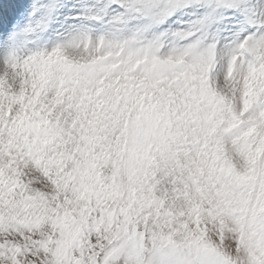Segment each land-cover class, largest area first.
<instances>
[{"label":"snow or ice","instance_id":"6c2138e0","mask_svg":"<svg viewBox=\"0 0 264 264\" xmlns=\"http://www.w3.org/2000/svg\"><path fill=\"white\" fill-rule=\"evenodd\" d=\"M0 264H264V0H0Z\"/></svg>","mask_w":264,"mask_h":264}]
</instances>
